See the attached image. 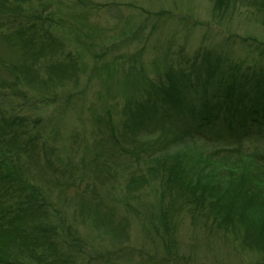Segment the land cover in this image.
Masks as SVG:
<instances>
[{
	"label": "rangeland",
	"instance_id": "rangeland-1",
	"mask_svg": "<svg viewBox=\"0 0 264 264\" xmlns=\"http://www.w3.org/2000/svg\"><path fill=\"white\" fill-rule=\"evenodd\" d=\"M19 1L7 0V13L0 16V59L9 70L32 59L34 47L27 53L24 47L33 33L21 37L16 31L41 15L49 17L60 51L35 62L34 70L47 80L51 66L64 64L68 74L65 83L55 84L65 74L50 70L52 89L16 82L18 98L0 95L1 113L19 119V169L42 191L48 222L58 233L52 254L38 250L42 259L24 256L29 263L264 264V255L244 243L240 229L215 232L203 218L186 213L175 216L171 237L156 235L160 182L148 180L130 192V172L145 175L146 165L124 173L119 166L130 156L122 153L120 161L112 146L124 139L120 145L131 151L122 123L130 110L123 113V107L128 103L136 111L151 79L169 68L185 70L182 58L198 61V55L212 52L227 54L228 63L242 69L263 65L264 12L252 0H235L217 13L215 0H22L19 16ZM2 91L8 93L7 87Z\"/></svg>",
	"mask_w": 264,
	"mask_h": 264
},
{
	"label": "trees",
	"instance_id": "trees-1",
	"mask_svg": "<svg viewBox=\"0 0 264 264\" xmlns=\"http://www.w3.org/2000/svg\"><path fill=\"white\" fill-rule=\"evenodd\" d=\"M6 1L0 0V16L7 13ZM252 1L264 12V0ZM234 2L215 0L214 13L228 11ZM19 4L22 16V0ZM35 19L33 25L16 31L21 37L33 33L24 47L26 53L34 47L32 59L23 65L19 60L13 70L0 59V75L14 77L0 80L2 98L19 97L16 82L33 89L49 87L50 70L56 68L65 76L55 84L65 83L68 77L64 64L51 66L47 80H40L34 70L35 62L54 58L60 51L49 32V17ZM196 59L182 58L185 70L169 68L157 80L151 79L136 111L125 104L123 113L130 112L122 123L125 138H132V149L120 145L127 143L124 139L112 144L118 147L115 156L120 161L123 154L130 156L119 168L129 174L134 165H146L145 175L130 172V192L143 189L148 180H159L161 207L153 218V229L160 238L171 237L175 216L186 213L193 220L203 218L215 232L240 229L244 243L264 255V64L242 69L228 63L227 54L212 52ZM3 87L8 93L3 94ZM19 136V119H6L0 111V264H30L24 256L42 259L38 250L51 255L57 245L58 233L48 222L47 200L19 169V155L24 151Z\"/></svg>",
	"mask_w": 264,
	"mask_h": 264
}]
</instances>
